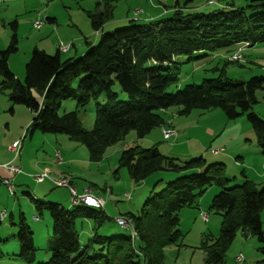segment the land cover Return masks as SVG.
I'll return each mask as SVG.
<instances>
[{
	"label": "trees",
	"instance_id": "1",
	"mask_svg": "<svg viewBox=\"0 0 264 264\" xmlns=\"http://www.w3.org/2000/svg\"><path fill=\"white\" fill-rule=\"evenodd\" d=\"M112 2L101 0L100 11L87 13L93 32H101L112 19ZM188 2L180 5L176 0L168 8L172 11L168 16L146 23L128 19L126 26L101 32L98 42L88 45L76 58L62 59L60 53L64 52L59 46L54 55L34 48L24 66L22 81L8 66L10 56L18 51L17 22L10 23V41L0 51V90L9 91L11 104L33 113L27 134L63 135L85 146L89 161L98 163L105 149L128 132L134 131L138 139H143L153 129L162 128L165 125L162 111L177 107L179 116H187L193 110L218 109L228 121L246 118L264 157V117L253 112L257 104L255 94L264 90V76L232 84L223 74L230 61L223 64L221 74L215 78L203 79L200 85L186 86L183 90L168 91L177 83L176 57L183 55L190 61L221 48L264 43V0H250L244 8L229 7L208 13L186 8ZM114 84L126 94V101H118ZM101 97L107 101L104 106L97 103ZM71 99L77 100V109L96 103L91 130L82 128L77 111L58 113L62 103ZM118 165L128 171L135 184L157 171L182 175L161 191L153 192L139 215H122L130 221L136 239L130 230L127 235L99 234L98 228L111 221L103 209L84 205L67 209L60 203L35 199L26 192L36 211H46L51 219L50 258L37 264H162L164 249L175 245L179 237V211L192 206L212 184L221 190L211 200L210 210L219 214L222 222L219 237L201 246L204 264L221 263L238 232L256 239L261 255L259 263H264V187L258 188L242 177L239 185L227 188L229 180L223 176V165H211L200 173L201 158L176 164L162 156L156 147L127 148L121 152ZM78 220H89L95 225L84 245L76 230ZM17 239L19 257L34 262L33 233L22 215Z\"/></svg>",
	"mask_w": 264,
	"mask_h": 264
},
{
	"label": "rangeland",
	"instance_id": "2",
	"mask_svg": "<svg viewBox=\"0 0 264 264\" xmlns=\"http://www.w3.org/2000/svg\"><path fill=\"white\" fill-rule=\"evenodd\" d=\"M152 1L155 2V0ZM156 1H161V3L163 2L167 6H171L174 5L176 0ZM177 1L183 4L188 0ZM210 1H213L212 6L207 5ZM249 1L192 0L188 4H192L199 11L202 10V12L207 13L216 10L218 6L232 3L236 8H244ZM95 2H98V0H28L25 3L28 6L26 15L23 13V5L18 3L11 5L7 12L4 11L5 7L0 5V36L4 30L11 35L12 30L9 23L13 19L9 18L18 14V19L16 20L18 22L16 32L18 51L10 56L15 59L11 63L14 68L18 71L22 61L26 60V56L29 59L30 56L26 55V50L31 48L32 42L39 43L37 40L32 41L28 35L31 33L33 36H36L42 31L35 29L33 17L36 14H41L49 8L59 15L61 21H64L65 17L69 19L70 16L73 22L82 26L85 21V15L82 14L83 9L92 8ZM135 2L146 3L144 0L113 1L112 4L116 5L114 16L122 17L126 11V5ZM134 11H143L141 9L128 10V16L138 20L137 18L140 17V13L135 15ZM88 20L86 18L87 22ZM123 24L111 26L105 32L128 25L125 22ZM7 43L3 42V46H7ZM62 44L69 46L68 52L71 45L68 43ZM237 52L241 54L242 60L226 65L223 71V74L232 84L246 82L255 76H264V43L256 44L252 47L241 44L238 47L221 48L211 54L207 52V56H202L201 54V58L190 61L183 55L176 57L177 83L171 86L168 91L183 90L186 86L200 85L203 79L219 76L221 74L219 69L223 67L224 63L230 62L231 57ZM29 55L31 54L29 53ZM214 69L218 70L214 71ZM113 90L118 94V101L124 102L127 100L126 94L120 91L117 84H114ZM255 96L257 104L253 107V112L263 118L264 90H258ZM8 97L9 91L0 90V161L6 155L9 157L10 162H12L14 156L8 152V146L11 144L5 145L3 136L8 130L9 132L15 131L17 126L24 121V114L17 112V109H22L23 111H26V109L23 106L11 104ZM97 103L104 106L107 104V101H105L104 97H101ZM95 104L91 102L84 109H77V100L71 99L62 103L58 113L64 114L77 111L82 128L84 130H91L94 125ZM178 110L177 107H171L161 112L165 123L161 128V133L162 130H173L175 132L174 137L178 135L177 141L163 140L160 128L153 129L143 139H138L136 133L130 131L125 136L120 137L114 144L109 145L98 163L89 161L88 151L85 146L73 144L76 145V149L67 150L65 153V156H72L74 159L75 162L71 164L72 166L67 164L62 166L63 168L53 167V170L49 171L51 172V178L56 179H59L56 176H60H55L57 171H65L71 175L75 185L80 188L84 186L91 187L93 189L92 192L95 191L100 194L93 193V195L102 196L105 204H107L103 211L106 216L111 218V221L105 222L98 228L99 234L107 236L115 233L127 235L129 230L120 227L115 222L116 217L126 213L139 215L146 199L153 192L161 191L169 182L174 181L178 176L182 175V173L172 171H157L148 176L143 182L135 184L131 180L128 171L125 168H119L118 165L121 152L130 147L142 149L156 147L162 156L173 160L176 164H183L190 160L201 158L203 166L200 173H204L211 165L221 164L223 165V176L229 180L226 184L227 188L239 185L242 182V177L251 176L250 174L255 172L251 165L253 163L258 166L260 173H262L261 178L253 179L248 177L247 179L249 181L257 180L258 183L254 184L258 188L264 187V164L260 163L259 166L256 160L258 155H260L263 161L264 157L261 156L256 135L244 116L235 121H228L218 109L209 111L193 110L187 116H179ZM32 117L33 115L31 119ZM23 135L25 136L24 142L30 145L26 147L25 151L21 149L19 156L13 162L19 164L22 158H24L25 162L30 161L33 165L34 162L43 160L46 150L43 143L45 145L49 141V137L54 136L36 132L30 141L28 134L23 133ZM63 137L65 138V136ZM20 140L22 139L18 138V141ZM240 158L243 159L241 160ZM43 171L45 170L40 171V173ZM22 174L28 177L22 178L24 180L23 185L20 183V179L12 182L15 192L13 194L9 193L6 186L0 183V212L6 210V217L0 222V264H37L46 262L50 258L48 240L52 235L51 219L46 211H42L41 213L36 211L31 198L26 192H29L33 198L42 200L43 202L60 203L64 208L68 209L72 207L71 195L67 188L55 186L49 178L41 183H36L33 179L34 175L29 177L24 172ZM32 190H38L39 194L37 195L36 193L37 197L34 196ZM220 190L217 185L212 184L192 206L182 208L179 211V224L177 227L179 237L175 245L164 249L162 264H204L205 253L201 248L202 244L214 241L220 235L222 217L210 210L211 200ZM77 194L81 193L78 192ZM125 194L130 196L128 200L123 198ZM202 212L207 214L208 218L206 220L199 216ZM10 215L12 216L10 217ZM20 215L23 216L25 223L33 233L35 256L32 263H28L19 257L20 244L17 234ZM34 217H37V220ZM94 227L93 222L89 220L77 221L76 230L82 245L87 243ZM248 237L249 235H247ZM134 238L136 239L137 236ZM257 247L259 245L255 238L251 236V240L245 239L238 232L233 242L226 249L223 261L219 264H237L236 258L239 257V254H241L243 260L245 258V264H254L257 259L261 258V255L257 252Z\"/></svg>",
	"mask_w": 264,
	"mask_h": 264
},
{
	"label": "crops",
	"instance_id": "3",
	"mask_svg": "<svg viewBox=\"0 0 264 264\" xmlns=\"http://www.w3.org/2000/svg\"><path fill=\"white\" fill-rule=\"evenodd\" d=\"M25 1L27 2L28 0H0V5H2V7H5L4 11L7 12L10 9L11 5H13L14 3H18L20 5H23L22 6V8L24 7L23 13L26 15L27 10H28V6L25 4L26 3ZM113 1H122V0H113ZM144 1L146 2L145 4H141L139 2L127 4L126 5V11L122 17L114 16V12H115V8H116V5H114L113 17L109 22H107L103 26L101 32L108 31L109 27H111V26L120 25V24H123L124 22L128 23V21H129L128 19L132 20V18H130L128 16V10H130V9H141L143 11V12H140V17L137 18L138 21H140L141 23H146V22L151 21V20H155L158 18H162L164 16H168L172 12L170 9H169L170 11L168 10V7H172L173 5L167 6L166 3H163V2L161 3V1H156V0H155V2H153L152 0H144ZM189 1H192V0H189ZM99 2H101V0H98V2H95V4L93 5L92 8L83 9L82 14L85 15L84 16L85 21H86V18L88 19L87 13H94V12L101 10V7H98ZM183 4H180V5H183ZM207 5L212 6L213 1L208 2ZM165 7H167V8H165ZM229 7L236 8L234 6V4L232 3V4H225V5L218 6L217 9L229 8ZM186 8H188L190 10H197L198 9V8L194 7L192 4H188ZM46 10L47 11H45L41 14L38 13L35 15V17H33V22H36V20H40V21H43L44 24L40 28V30H42L41 33H38V35L33 36L31 33L28 34L30 39H32V41L37 40L39 43L32 42V46H31L32 49L28 48L26 50V55L30 56L29 53L31 54V52L33 51L34 48H36L38 50H43L48 54L54 55L56 52H58V44L60 42H62V43H68L71 45V48L69 49L68 52L60 53L62 59H71V58H76V57L81 56L87 50L88 45H94L98 42L99 37H100L99 35L101 32H99V33L93 32V30L91 29L89 20H88V22L86 21V23L84 21L83 25L81 26V24L73 22L72 21L73 19L70 16H69V19H67L65 17L64 21H61L59 19V15H57L52 9L48 8ZM197 11H199V9ZM200 12H202V10H200ZM9 19H13V21L17 22L16 20L18 19V14H15L14 17L11 16ZM17 28H18V22H17L16 32H17ZM36 30H39V29H36ZM10 37H11V35H9V33H7L4 30L3 34L0 36V40H1L0 50H2L3 47L6 46V45L3 46V42H5V43L9 42ZM13 60H15L14 57H12V58L10 57L8 60L9 69L18 80L22 81L23 77H24V66L28 62L29 59L26 56V60L22 61L21 67L18 71L14 68L13 64H11L13 62ZM25 109H26V111H23L22 109H17L18 110L17 112L24 114V117H25L24 121L19 126H17L15 131L9 132V130H8L7 133L3 136V140H4L5 145L12 144V143L18 141V138L19 139L21 138L22 139L21 149L24 151L26 150V147L29 146L30 144H27V142H24L23 139H25V136L23 135V133L27 134L26 130H27L28 126L30 125V122L32 120L31 116L33 115V113L29 109H27V108H25ZM35 133H33L30 136V141L33 139L32 137L35 135ZM160 133H161V128H160ZM53 136L54 137H49L50 139H48L49 141H47L45 145L43 143V146L46 147V150L44 152L43 160L38 159V160H40V162H34V164L32 165L30 161L25 162V159L22 158V160L19 162V164H16L13 162L15 159H17V158H15L12 161V163L15 164L16 166H18L19 168L21 167L20 168L21 171L28 174L29 177L30 176L32 177L33 175L40 173V171H42V170L49 172L50 170H53V167L63 168L62 166H64V165H67V164L71 165L72 163H74L75 161L72 158V156L71 157L65 156V153L67 150L68 151L75 150L76 145H73V144H76V143L71 142L70 140L67 139V137L64 138L63 135H53ZM161 136H162V133H161ZM162 138H163V136H162ZM177 138H178V135L176 137H172L166 141H172V142L177 141ZM45 140H46V137H45ZM56 152L60 153L62 160L65 159L63 161L62 165L58 166L55 164V153ZM240 159L242 160L243 158H240ZM256 160L258 161L259 166H260V163L264 164V161L260 157V155H258L256 157ZM7 163H10V160H9V157L5 155L1 158V161H0V183L2 182L3 179L11 177L13 182H15L17 179H20L21 180L20 183L23 185L24 180L22 178L28 177V176L23 175L22 172L20 174L10 176L2 168V166L7 164ZM251 165H252L255 172L251 173L250 174L251 176H244V177L246 179L248 177H251L253 179L261 178L262 173H260L258 166L254 165L253 163H251ZM49 173L51 175V172H49ZM56 175H60V176H56ZM55 176L57 178H69L71 180L73 186H75L77 193L78 192L82 193V191L85 188H90L93 191V189L91 187L84 186V187L80 188L79 186L75 185V183L72 180L71 175L67 174V172H65V171H57L55 173ZM251 182H253L255 184L258 183L257 180L251 181ZM37 191L38 190H32L35 197H37L36 193H37V195L39 194V192H37ZM93 193L100 195L99 193H97L95 191ZM106 206H107V204L104 205L103 209H105ZM122 215L123 214H120L117 217H122ZM11 216L12 215H10V217ZM34 218L37 220V217H34ZM245 239L251 240V236L249 235L248 238H247V236H245ZM239 255H241V254H239ZM260 260H261V258L257 259L256 263H254V264H258ZM242 264H245V258H244V261Z\"/></svg>",
	"mask_w": 264,
	"mask_h": 264
},
{
	"label": "built area",
	"instance_id": "4",
	"mask_svg": "<svg viewBox=\"0 0 264 264\" xmlns=\"http://www.w3.org/2000/svg\"><path fill=\"white\" fill-rule=\"evenodd\" d=\"M135 15L140 13V11H134ZM133 13V15H134ZM132 20H135L132 19ZM42 25V22L40 20L36 21L34 23L35 28H40ZM247 46V44H246ZM69 46L68 45H63L62 43L59 44V49L61 52H67ZM231 61H240L242 60V56L239 52L235 53L231 59ZM175 132L173 130H162V136L164 139H170L172 137H174ZM22 147V140L20 141H16L14 143H12L11 145L8 146V152L10 154H13L14 159L17 158L19 156L20 150ZM55 159H56V164L57 165H62L63 164V160L60 156V154L58 152L55 153ZM3 169L10 175H17L21 173V169L16 166L15 164H13L12 162L7 163L5 165L2 166ZM51 179L53 184H55V186L57 187H64L67 188L70 192L71 195V204L72 205H84L90 208H95V209H103L105 202L103 200V198L101 196H95L93 195L92 190L90 189H84L82 191L81 194H77L75 186H73L71 180L69 178H51L50 173L48 171H43L39 174H36L33 176V179L36 183H41L43 182L45 179ZM12 178H6L2 180V184L6 186L7 190L9 193L13 194L14 192V186L12 185ZM123 198H125L126 200H128L130 198L129 195L125 194L123 196ZM6 210H3L0 212V222L4 220V218L6 217ZM202 219L206 220L207 219V215H205L204 213H200L199 215ZM115 222L122 228L128 229L131 231V224L130 221L124 217H117L115 219ZM131 236L134 238L136 235L133 231H131ZM243 258L241 255H239V257L236 258V263L240 264L242 263ZM259 264H264V263H259Z\"/></svg>",
	"mask_w": 264,
	"mask_h": 264
},
{
	"label": "bare ground",
	"instance_id": "5",
	"mask_svg": "<svg viewBox=\"0 0 264 264\" xmlns=\"http://www.w3.org/2000/svg\"><path fill=\"white\" fill-rule=\"evenodd\" d=\"M135 20H136V18H135ZM129 23V22H128ZM233 62V61H232ZM164 139V138H163ZM164 140H166V139H164ZM167 140H169V139H167ZM72 206V205H71ZM104 208V207H103ZM6 213V212H5ZM203 213V212H202ZM205 214V213H204ZM200 215V214H199ZM205 215H207V214H205ZM207 218H208V216H207ZM243 258V257H242ZM244 261V260H243ZM243 261H242V263H243Z\"/></svg>",
	"mask_w": 264,
	"mask_h": 264
}]
</instances>
